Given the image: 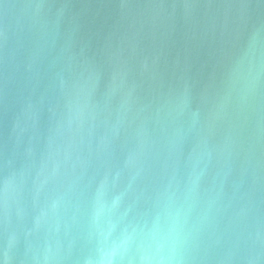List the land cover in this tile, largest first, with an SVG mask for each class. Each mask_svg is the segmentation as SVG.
Returning <instances> with one entry per match:
<instances>
[{"label": "water", "instance_id": "1", "mask_svg": "<svg viewBox=\"0 0 264 264\" xmlns=\"http://www.w3.org/2000/svg\"><path fill=\"white\" fill-rule=\"evenodd\" d=\"M0 264H264V0H0Z\"/></svg>", "mask_w": 264, "mask_h": 264}]
</instances>
